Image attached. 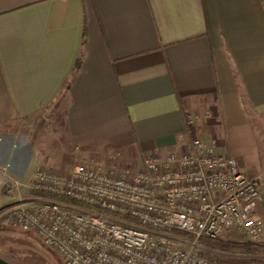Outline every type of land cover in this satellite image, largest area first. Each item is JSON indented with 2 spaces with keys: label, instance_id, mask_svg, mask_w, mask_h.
Segmentation results:
<instances>
[{
  "label": "crops",
  "instance_id": "1",
  "mask_svg": "<svg viewBox=\"0 0 264 264\" xmlns=\"http://www.w3.org/2000/svg\"><path fill=\"white\" fill-rule=\"evenodd\" d=\"M47 119L50 142H17ZM260 124L262 0H0V208L1 168L134 171L193 138L264 176Z\"/></svg>",
  "mask_w": 264,
  "mask_h": 264
},
{
  "label": "built area",
  "instance_id": "2",
  "mask_svg": "<svg viewBox=\"0 0 264 264\" xmlns=\"http://www.w3.org/2000/svg\"><path fill=\"white\" fill-rule=\"evenodd\" d=\"M1 174L0 226L33 233L62 264H222L197 253L201 239L237 232L255 243L262 233L263 174L242 172L215 141L143 156L134 171Z\"/></svg>",
  "mask_w": 264,
  "mask_h": 264
},
{
  "label": "rangeland",
  "instance_id": "3",
  "mask_svg": "<svg viewBox=\"0 0 264 264\" xmlns=\"http://www.w3.org/2000/svg\"><path fill=\"white\" fill-rule=\"evenodd\" d=\"M262 1L264 3V0ZM57 104L58 101L52 105L51 112L48 113L51 114L49 116L55 115L56 113L55 108ZM47 122H49L48 119L46 120L45 123L43 122V124L37 126L38 127L37 130L32 129L31 132L29 130L31 123L29 122L28 124H24L23 125L24 128L22 129L20 128V133L16 137L17 142H22L23 140V143H27L28 146L30 143H31L30 146L33 143H37L34 142L35 138L39 143L50 142L55 132L53 129V125ZM260 125L262 129H264V124H260ZM193 139H191V141ZM129 166L130 164H124L121 166V168H128ZM1 198L4 199L3 205L6 202L7 204L9 203L8 199L5 198L3 195ZM261 212L262 209L259 208L258 216L262 219L263 225H262L261 237L258 242L255 243L250 242L242 233H237V232H225L221 237L217 239L225 242L251 243V244L264 246V215H262ZM180 237L185 238L184 236H180ZM197 253L212 262L226 263V264H229L228 262L233 260H242L245 258L246 259L250 258V256H246V255L230 254V253L218 251L216 249L215 250L210 249L205 245L201 246L197 250ZM256 258L264 260V253L257 255ZM0 259L9 264H62L59 258L50 249L44 247L33 233L3 228L1 226H0Z\"/></svg>",
  "mask_w": 264,
  "mask_h": 264
},
{
  "label": "trees",
  "instance_id": "4",
  "mask_svg": "<svg viewBox=\"0 0 264 264\" xmlns=\"http://www.w3.org/2000/svg\"><path fill=\"white\" fill-rule=\"evenodd\" d=\"M200 244L201 246L205 245L210 249H216L225 253L250 256V258L247 259L245 258L242 260L230 261L228 262L229 264H264V260L256 258L257 255L264 253V246L262 245H256L251 243H232L221 241L219 239L212 240L206 238L201 239Z\"/></svg>",
  "mask_w": 264,
  "mask_h": 264
},
{
  "label": "water",
  "instance_id": "5",
  "mask_svg": "<svg viewBox=\"0 0 264 264\" xmlns=\"http://www.w3.org/2000/svg\"><path fill=\"white\" fill-rule=\"evenodd\" d=\"M0 264H9V263H7V262H5V261L0 259Z\"/></svg>",
  "mask_w": 264,
  "mask_h": 264
}]
</instances>
